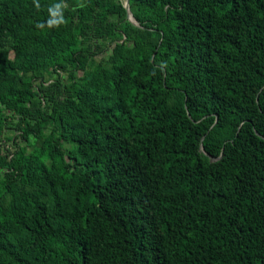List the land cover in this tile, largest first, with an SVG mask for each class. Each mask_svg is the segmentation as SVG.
I'll return each mask as SVG.
<instances>
[{
	"label": "trees",
	"instance_id": "1",
	"mask_svg": "<svg viewBox=\"0 0 264 264\" xmlns=\"http://www.w3.org/2000/svg\"><path fill=\"white\" fill-rule=\"evenodd\" d=\"M128 9L0 0V264H264V0Z\"/></svg>",
	"mask_w": 264,
	"mask_h": 264
},
{
	"label": "water",
	"instance_id": "2",
	"mask_svg": "<svg viewBox=\"0 0 264 264\" xmlns=\"http://www.w3.org/2000/svg\"><path fill=\"white\" fill-rule=\"evenodd\" d=\"M123 8L125 10L126 19L128 20V22H130L134 26H137V24L133 20L132 16L130 15V12H129V9H128V0H124Z\"/></svg>",
	"mask_w": 264,
	"mask_h": 264
},
{
	"label": "clouds",
	"instance_id": "3",
	"mask_svg": "<svg viewBox=\"0 0 264 264\" xmlns=\"http://www.w3.org/2000/svg\"><path fill=\"white\" fill-rule=\"evenodd\" d=\"M59 7L60 6H56L57 11L59 10ZM53 15L55 16L56 12H53ZM52 23L53 24L63 23V19L61 18L59 21H53ZM50 26H51V24H50Z\"/></svg>",
	"mask_w": 264,
	"mask_h": 264
},
{
	"label": "rangeland",
	"instance_id": "4",
	"mask_svg": "<svg viewBox=\"0 0 264 264\" xmlns=\"http://www.w3.org/2000/svg\"><path fill=\"white\" fill-rule=\"evenodd\" d=\"M122 4H124V0H119ZM9 57L12 58V52L9 53ZM99 56L96 58L98 60Z\"/></svg>",
	"mask_w": 264,
	"mask_h": 264
}]
</instances>
